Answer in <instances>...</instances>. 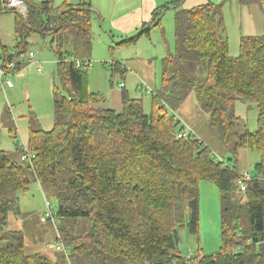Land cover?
Instances as JSON below:
<instances>
[{"label": "trees", "instance_id": "1", "mask_svg": "<svg viewBox=\"0 0 264 264\" xmlns=\"http://www.w3.org/2000/svg\"><path fill=\"white\" fill-rule=\"evenodd\" d=\"M183 2L158 8L141 34L120 44L161 27L166 12L175 11L176 48L163 67L167 93L153 96L151 114L126 92L121 112L97 107L105 100L89 89L94 12L86 0H66L60 8L53 0L29 2V17L16 26L17 55L25 54L32 33L50 36L60 84L53 129L29 124L35 158L21 161L20 145L18 160L0 151V264H264V36L243 38L241 55L231 57L222 5L187 10ZM111 65L115 73L127 71ZM192 91L234 156L243 148L260 155L246 192L238 188L235 165L217 159L197 135L178 138L181 122L168 111ZM239 102L257 106L256 132L237 133ZM201 182L214 183L221 194L222 247L188 260L191 253L178 252L183 205L190 206L187 226L197 235ZM35 183L59 205L57 241L65 252L57 260L27 254L24 234L10 230L11 216L25 217L20 194Z\"/></svg>", "mask_w": 264, "mask_h": 264}, {"label": "rangeland", "instance_id": "2", "mask_svg": "<svg viewBox=\"0 0 264 264\" xmlns=\"http://www.w3.org/2000/svg\"><path fill=\"white\" fill-rule=\"evenodd\" d=\"M32 1L39 3L37 0ZM65 1L53 0V5L55 8H60ZM80 1L68 0V3L77 5ZM160 1L164 5L165 2L172 0ZM105 2L111 7L113 6L109 0ZM211 2L222 5L224 33L229 43L230 56L239 57L242 39L257 37L253 35L261 33V31L256 32L252 27L258 24V27L263 28L261 22L264 21V3L253 0H212ZM256 5L259 8H254ZM254 13H257L256 20L253 16ZM20 20L21 17L15 13L0 15V52L6 48L10 54L18 53L16 48L21 39L17 35L16 26ZM141 32L142 30L137 32L135 36ZM26 41L28 45L25 54L21 55L24 59V68L14 77V88L7 90L6 94L0 91V151L12 155L17 160L20 159L17 154L19 145L23 149H29L30 123L34 129L40 128L47 132L53 129V92L55 85L60 84L56 67V45L52 44V38L39 33H32ZM92 41L93 45L97 42L94 31ZM119 42L111 40L110 48L100 44L97 52L92 48V52L88 54L91 61L87 70L89 89L107 101L112 99V93L119 92L121 95L127 91L131 99L142 100L145 113L151 114L153 112V95L143 94L141 90L136 89L138 83L142 86V76H138L136 70L133 71L131 66L134 62H142L143 65L152 63L149 77H143V82L145 81L156 94L167 93L163 87V67L164 60L169 55L167 49L170 48L171 52H174L176 48L174 11L168 10L162 19L161 27L153 29L149 34L141 35L130 44L118 45ZM164 49L166 52L163 51ZM30 52L35 53L36 61L41 64V73L37 72V64H30L28 59ZM120 53H124L125 58L130 59V61L120 62ZM111 63L123 64L127 70L125 74H129V76L123 80L121 74L113 71ZM121 83L125 84V90L120 88L119 84ZM176 111H168V113L175 116L177 121H180L181 118L189 125L197 138L212 150L217 159L235 165L238 173L254 172L255 165L261 160L258 152L243 148L239 150L237 156H234L224 146L221 130L212 127L210 115L199 104L195 92L187 93ZM235 115L241 118L237 127L238 134H242L246 130L251 133L258 130L259 110L256 105L239 102L235 107ZM199 189V233L197 235L191 234L188 229L187 224L190 221L191 210L189 204L185 203L183 205L185 227L180 231L178 247L180 254L193 253L194 257L198 256L199 252L204 255H214L222 247L220 191L211 182H201ZM48 202L57 214L59 210L57 200L54 197H48L42 191L39 183L33 184L28 192L20 194V208L25 217L17 219L11 216L10 230L21 231L24 234L27 254L40 253L57 260V253L64 252L56 251L59 236L58 227H55L50 221L46 224L40 222V219L48 211Z\"/></svg>", "mask_w": 264, "mask_h": 264}, {"label": "crops", "instance_id": "3", "mask_svg": "<svg viewBox=\"0 0 264 264\" xmlns=\"http://www.w3.org/2000/svg\"><path fill=\"white\" fill-rule=\"evenodd\" d=\"M105 1L106 0H86V2L90 4L94 12L93 31L94 35L96 36L97 42H95V45H93V49L96 52L100 44L106 48H110L111 40L113 42L120 41L119 43H117L118 45H120L123 41L135 37V34L137 32H139L140 30L143 31L144 27L152 22L153 16L158 8L165 5H171L176 0L165 2L164 5L160 3V0H109L111 5H113L112 7L108 5ZM211 1L212 0H184L182 8L190 10L199 6L206 5ZM254 8L259 7L258 5H256ZM256 15L257 13L253 14L255 20L257 19ZM261 24L263 25V28L258 27V24L252 27L256 32L261 31V33H255V35L253 36H264V21L261 22ZM130 36L133 37L130 38ZM167 50L168 53L169 51H171L170 48ZM163 51L166 52V49H164ZM123 54L124 53H120L119 61L122 63L124 62V60L130 61V59L125 58V55ZM96 58L98 57L96 56ZM151 65L152 63L143 65L142 62H134L132 67L130 63L131 69L133 68V71L136 70L138 76H142V84L145 83V81L143 82V77H149L148 74L150 73ZM125 73L121 74L123 76V80H125V78L129 76V74ZM139 87L140 85L138 83L136 89L141 90L139 89ZM13 88L14 86L12 88H8L7 90ZM6 91L4 92V94H6ZM125 92L128 94L127 91H124L123 93H121V95L119 94V92L112 93L113 96L111 100L107 101L106 99H104L105 101L103 103L97 104V107L101 109H110L115 110L117 112H121L123 110V94Z\"/></svg>", "mask_w": 264, "mask_h": 264}, {"label": "built area", "instance_id": "4", "mask_svg": "<svg viewBox=\"0 0 264 264\" xmlns=\"http://www.w3.org/2000/svg\"><path fill=\"white\" fill-rule=\"evenodd\" d=\"M31 0H0V15L4 13H15L22 19H27L29 17V2ZM39 3L44 2L45 0H37ZM121 1V0H115ZM28 59L30 64H37L38 69L37 72L41 73V64L36 61V56L34 52H30L28 55ZM112 64V63H111ZM24 59L22 56H18L16 53L7 54L5 51L0 52V91L5 92L8 88H12L14 86V77L24 68ZM81 64H78L80 67ZM20 68H22L20 70ZM120 88L124 89L126 86L124 83L119 84ZM145 94L156 95V92L149 88L145 83L139 87ZM182 130L178 133L179 139H186L192 136H196L194 130L187 125L183 120L180 119ZM25 153L21 157V161H31L35 158L34 154H31L29 150L24 149ZM255 179L254 175L250 172L240 173L237 179V185L240 192H246L248 188V184L253 182ZM48 211L41 218L42 223H48L49 221L58 227L59 221L57 214L53 211L52 205L47 203ZM56 251L65 252V247L63 243L58 242L56 246ZM193 253L187 256V259L190 260Z\"/></svg>", "mask_w": 264, "mask_h": 264}, {"label": "water", "instance_id": "5", "mask_svg": "<svg viewBox=\"0 0 264 264\" xmlns=\"http://www.w3.org/2000/svg\"><path fill=\"white\" fill-rule=\"evenodd\" d=\"M222 38H223V36H222Z\"/></svg>", "mask_w": 264, "mask_h": 264}]
</instances>
